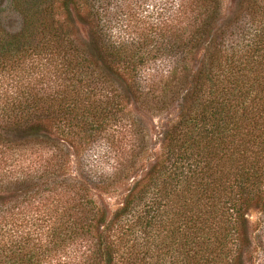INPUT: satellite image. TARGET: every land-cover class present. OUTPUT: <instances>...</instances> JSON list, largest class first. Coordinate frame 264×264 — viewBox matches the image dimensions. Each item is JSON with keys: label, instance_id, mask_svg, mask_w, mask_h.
Instances as JSON below:
<instances>
[{"label": "trees", "instance_id": "trees-1", "mask_svg": "<svg viewBox=\"0 0 264 264\" xmlns=\"http://www.w3.org/2000/svg\"><path fill=\"white\" fill-rule=\"evenodd\" d=\"M231 3L177 0L171 26L115 0H10L0 264H240L264 212V0ZM130 107L168 114L159 155ZM92 150L109 176L85 170Z\"/></svg>", "mask_w": 264, "mask_h": 264}, {"label": "rangeland", "instance_id": "rangeland-1", "mask_svg": "<svg viewBox=\"0 0 264 264\" xmlns=\"http://www.w3.org/2000/svg\"><path fill=\"white\" fill-rule=\"evenodd\" d=\"M118 3H122L123 6L128 7L129 13L132 19L139 17H147L149 19L157 18H169L171 26H175V10L177 7V0H115ZM227 3H232L234 0H225ZM10 0H0V22L4 25L6 30H15L18 27V19L9 6ZM127 10V12H128ZM141 14V15H140ZM73 26L76 31H78L82 36L83 34V19L81 15H73ZM84 37V36H83ZM127 93V92H126ZM128 94V93H127ZM127 96V95H126ZM130 99V96H127ZM129 111H134L132 107L128 109ZM174 111H172V114ZM134 115L138 117L146 127L149 137H150V156L157 154L159 155L160 149L158 147L162 126H164L165 118L168 116L163 115L161 117L151 116L150 120L146 119L143 113L135 112ZM101 153L98 150L90 151L85 158V170H90L91 174L109 176L111 172V162L100 158ZM152 161V160H151ZM151 163V162H150ZM150 163H145L146 166ZM78 167L76 164L72 166V173L76 175ZM137 168L136 171H140ZM77 176V175H76ZM111 195L100 197V202L109 206L111 209L118 203V196L116 194L110 193ZM96 199L98 195L95 193ZM115 204V205H114ZM249 235L248 242L245 247L243 243L240 245V255H242V260L240 264H264V212H258L253 210L249 216ZM239 249V247H238Z\"/></svg>", "mask_w": 264, "mask_h": 264}, {"label": "snow or ice", "instance_id": "snow-or-ice-1", "mask_svg": "<svg viewBox=\"0 0 264 264\" xmlns=\"http://www.w3.org/2000/svg\"><path fill=\"white\" fill-rule=\"evenodd\" d=\"M224 22H222V24H223Z\"/></svg>", "mask_w": 264, "mask_h": 264}]
</instances>
